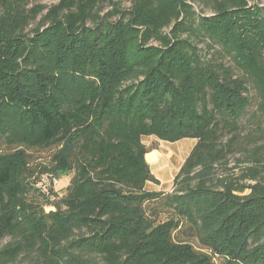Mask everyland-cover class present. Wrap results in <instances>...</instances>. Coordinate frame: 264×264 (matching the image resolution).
Listing matches in <instances>:
<instances>
[{"label": "trees", "instance_id": "16d2710c", "mask_svg": "<svg viewBox=\"0 0 264 264\" xmlns=\"http://www.w3.org/2000/svg\"><path fill=\"white\" fill-rule=\"evenodd\" d=\"M33 1L0 0V264H264V2ZM153 136L196 139L171 191Z\"/></svg>", "mask_w": 264, "mask_h": 264}, {"label": "rangeland", "instance_id": "374dc122", "mask_svg": "<svg viewBox=\"0 0 264 264\" xmlns=\"http://www.w3.org/2000/svg\"><path fill=\"white\" fill-rule=\"evenodd\" d=\"M60 0H34L32 2L33 5L39 4L40 6H44V10L42 13L38 16L37 20L42 17L44 13L47 12L48 8H50L53 5H56L59 3ZM117 3H120L122 8H127L130 3L128 0H116ZM251 3H261L264 2V0H250ZM192 6L198 13H209L210 8L209 6L205 5L203 1L201 0H193ZM114 8L113 5H111L109 2L104 3L101 6L102 13L110 12ZM35 21L34 23H36ZM252 133L258 135L259 132L255 131V128L249 129ZM247 133L246 131H243L242 134L245 135ZM144 143L147 145H156L158 149L161 152V161L157 165H151L150 162L156 157L157 152H149L147 154L148 162L150 164L151 170L154 173V175L160 180V184H155L153 182H148L147 189L150 190H163V191H171L172 190V183L173 179L178 173L180 167L182 166V163L184 162L185 158L188 156L194 145L196 144V139L194 138H183L178 141H164L160 140L156 137H144L143 138ZM264 143V134L262 135L261 141H258L256 144H262ZM248 147V145H247ZM250 147V146H249ZM43 155H47V152H43ZM245 152L241 151L240 153L234 155L233 157H230L229 159V166L230 167H236L234 168V171H241V168L246 167L248 163L243 160V157L245 156ZM237 159H240L238 161ZM159 161V160H158ZM158 161L152 162L153 164L157 163ZM251 164V163H250ZM239 166V167H238ZM72 175H65L61 178L54 179L53 186L54 190L58 192L59 194H62L66 186L69 184V181L71 179ZM6 240L0 242V246H2ZM197 245V244H196ZM198 246V245H197ZM216 264H222L221 259L219 257L215 258Z\"/></svg>", "mask_w": 264, "mask_h": 264}, {"label": "crops", "instance_id": "0c3cea01", "mask_svg": "<svg viewBox=\"0 0 264 264\" xmlns=\"http://www.w3.org/2000/svg\"><path fill=\"white\" fill-rule=\"evenodd\" d=\"M154 151L157 152V155H156V157H155L151 162L149 161L151 165H157V164L161 161V160H160V159H161V155H162L161 152H160L159 150H153L152 152H154ZM158 160H159V161H158ZM154 161H155V162L158 161V162L155 163V164H153L152 162H154Z\"/></svg>", "mask_w": 264, "mask_h": 264}, {"label": "built area", "instance_id": "2783aa9c", "mask_svg": "<svg viewBox=\"0 0 264 264\" xmlns=\"http://www.w3.org/2000/svg\"><path fill=\"white\" fill-rule=\"evenodd\" d=\"M44 190H45V188H44Z\"/></svg>", "mask_w": 264, "mask_h": 264}]
</instances>
